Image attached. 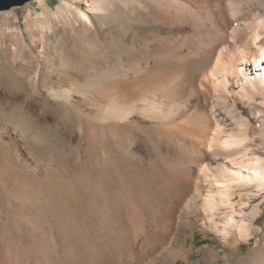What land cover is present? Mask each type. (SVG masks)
Returning <instances> with one entry per match:
<instances>
[{"label": "bare ground", "instance_id": "bare-ground-1", "mask_svg": "<svg viewBox=\"0 0 264 264\" xmlns=\"http://www.w3.org/2000/svg\"><path fill=\"white\" fill-rule=\"evenodd\" d=\"M32 15L29 41L0 26L16 69L0 87V264H188L197 223L221 238L203 264H264V0H62ZM39 59L69 84L42 85Z\"/></svg>", "mask_w": 264, "mask_h": 264}, {"label": "rangeland", "instance_id": "rangeland-1", "mask_svg": "<svg viewBox=\"0 0 264 264\" xmlns=\"http://www.w3.org/2000/svg\"><path fill=\"white\" fill-rule=\"evenodd\" d=\"M62 2V0H29L27 2H25L24 4L20 5V6H13L9 9H4V10H0V17L1 16H7L10 15L12 16L13 14L15 15V17H12V20H14V23L10 20V19H1L0 20V26L1 28H6V26H9V28H14L15 26L18 27L23 33L25 38L29 41V39L33 38L34 36H37L40 33V21H35V23H38V25L36 24L35 27H33L32 29V20L27 18V13L30 9L33 10V15L35 16L36 14L40 13L43 11V6L45 5L46 7H49L51 10H56L57 6ZM210 2L212 4H215V2H217V0H210ZM2 18V17H1ZM94 21L98 26V22L96 21V18L94 17ZM40 22V23H39ZM39 26V27H38ZM59 27V26H58ZM58 30H55L56 34H53V37L57 40V42L59 43L60 41V45H62L64 47V49L68 50L69 47H71V41L68 40L67 36L64 37L62 36L63 33L60 30V28H57ZM60 30V31H59ZM104 30L106 32H104ZM39 31V32H38ZM108 29L104 28L103 30H101V34H105L107 33ZM61 32V33H60ZM60 34V35H58ZM57 35V36H56ZM66 38V39H65ZM59 40V41H58ZM3 41L5 44L10 46L12 44H16L17 42H19V40L15 37H11L10 36H4ZM43 44L37 42V45L34 48H30L28 49V51L35 53L36 51L38 52H42L43 48ZM27 49V48H26ZM41 50V51H40ZM38 63L41 67V83L42 85L45 86H57L59 85L60 87H64L67 84H69V79L71 76H74L73 74H71L70 72H66L65 70L63 71V69H60V67H58V65L55 64L52 65V63L50 61H46V60H42L39 59ZM50 64V65H49ZM13 67V68H12ZM48 67H50L48 69ZM15 67L12 66L11 62H10V53L9 50L6 49H0V87H6L8 86V83L10 81V78L12 77L13 79H15V75L16 72H14ZM46 70V71H45ZM62 70V71H61ZM49 72V73H48ZM58 74H57V73ZM66 72V73H64ZM15 73V74H14ZM48 73V74H46ZM68 76V77H67ZM66 77V79L64 78ZM9 80V81H8ZM61 80V81H60ZM66 80H68L66 82ZM58 81V82H57ZM67 83H65V82ZM57 82V83H56ZM64 82V84H63ZM62 84V85H61ZM15 100L13 99V105H17V108L21 105L23 107L22 109V116L25 119L26 123H27V117L30 115V110L31 108L28 109L27 111V90L24 88H20L17 90V92H15ZM21 95V96H20ZM15 101V103H14ZM194 101V102H193ZM195 102H197V99H192L191 101V106H193L195 104ZM17 103V104H16ZM21 103V104H20ZM50 109V110H49ZM248 109V108H246ZM48 111L50 113V115H57V112L55 111L54 107H49ZM248 116H251V112L250 110L247 111ZM246 115V114H245ZM135 118H137V116H134ZM138 119V118H137ZM257 118L253 117V121L256 123ZM141 124H145L144 121L140 122ZM17 126V125H16ZM14 141H16L18 144H24L27 145V139H22L20 138L19 140H17L16 138H14ZM27 175V173H26ZM0 226L4 227L5 225H7L8 222V214H7V210H4L1 213L0 216ZM258 225L259 227H262L264 229V202L262 204V211L258 220ZM212 238L214 240L217 241H221V238L215 234L214 232H210L207 233L203 230H201L200 225L197 223L196 228H195V238H194V243L192 242L191 237H187L186 239V244L187 245H191L192 243V252L191 255H189L188 258V264H195V262L197 263V261L199 262L198 264H203V256L204 254H206L207 249L204 250V245L207 243H211L214 244L215 247L220 246V243L217 241H209L208 239ZM255 237L251 238L249 242L247 243H243L242 245H240L239 250L240 252H242V255H244L246 252L250 251L251 248L254 246L255 244ZM243 257V256H242ZM201 260V261H199ZM240 259L239 257H230V256H223L221 257V259L219 260V262L217 264H240ZM176 264H185V261L183 260H179Z\"/></svg>", "mask_w": 264, "mask_h": 264}, {"label": "water", "instance_id": "water-1", "mask_svg": "<svg viewBox=\"0 0 264 264\" xmlns=\"http://www.w3.org/2000/svg\"><path fill=\"white\" fill-rule=\"evenodd\" d=\"M29 0H0V10L9 9L13 6H20Z\"/></svg>", "mask_w": 264, "mask_h": 264}]
</instances>
